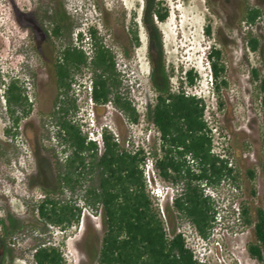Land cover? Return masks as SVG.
Instances as JSON below:
<instances>
[{"label": "rangeland", "instance_id": "rangeland-1", "mask_svg": "<svg viewBox=\"0 0 264 264\" xmlns=\"http://www.w3.org/2000/svg\"><path fill=\"white\" fill-rule=\"evenodd\" d=\"M246 5L261 10L256 22L243 20ZM156 8L167 13L163 21L154 15ZM59 11H65L68 23L74 25L72 38L78 32L85 34L88 27L96 28L113 53L121 92L141 115L139 123L133 124L110 104L98 113L89 100V72L84 70L77 75L72 95L79 108L77 118L86 124L91 139L99 142L102 127H107L126 148L142 147L149 155L159 142L157 131L145 118L147 106L155 102L154 88L169 84L174 92L183 88L203 99L210 125L224 138L221 143L228 163L238 174L236 181L227 178L215 189L205 187L224 217L214 239L220 241L229 264H239L238 260L260 264L246 252L253 241L252 225L230 222L229 217L234 204L244 202L252 210L264 209V90L260 87L264 0H0V264H34L32 254L40 244L58 246L66 264H97L104 233L100 209L82 208L79 225L65 231L45 224L37 212L45 191L62 203L83 206L77 193L54 194V165L63 163L67 154L58 144L54 121L48 115L57 94L53 64L68 39L52 34L53 16ZM132 32H137V46ZM252 38L259 41L256 51L250 48ZM213 47L221 52L224 66L217 82L211 77L208 60ZM84 48L92 53L89 45ZM254 68L259 71L258 80L253 77ZM188 71L195 75L193 86L186 84ZM12 80L25 89L30 103L27 117L22 109L15 112L22 116L17 127L4 98ZM153 162L147 156L144 167L145 176H151V188L171 186L160 179ZM248 171L255 172L254 179ZM163 206L168 223L171 205ZM187 223L178 218L175 227ZM235 232L240 235L235 237ZM190 242L201 255L200 246ZM212 252L214 245H208L206 254Z\"/></svg>", "mask_w": 264, "mask_h": 264}, {"label": "trees", "instance_id": "trees-1", "mask_svg": "<svg viewBox=\"0 0 264 264\" xmlns=\"http://www.w3.org/2000/svg\"><path fill=\"white\" fill-rule=\"evenodd\" d=\"M154 15L163 21L167 13L156 8ZM260 15L259 8L246 5L242 18L254 23ZM68 19L65 11L53 16V36L68 37L53 64L57 94L48 114L54 121L58 144L67 153L63 163L54 165V194L77 193L83 206L62 203L45 191V197L37 203L40 219L65 231L79 225L82 208L100 209L104 233L97 264H200L181 234L176 233L175 221L185 218L200 237L207 239L216 227L219 212L211 196L205 194V186L215 189L225 179L236 181L238 176L228 166V160L212 153L203 99L187 95L183 88L174 92L169 84L155 87V102L147 106L145 118L159 135L158 147L149 155L142 147L129 150L107 127L101 129L100 147L89 137L86 124L77 118L79 108L72 95L77 75H82L84 70L89 72V99L98 113L100 108L110 104L133 124L139 123L141 115L121 92V75L113 53L104 45L96 28L88 27L85 34L78 32L72 38L74 25L68 23ZM210 33L207 27L206 34ZM132 39L134 46L139 45L137 32H132ZM86 44L90 46V55L85 51ZM249 44L252 51H256L259 41L252 38ZM220 55L215 47L208 52L215 82L224 73ZM252 74L254 79H259L258 69H252ZM185 79L188 86L194 85L192 71L185 72ZM260 81L264 90V78ZM4 98L12 124L17 127L22 116H15V112L22 109L25 117L30 113L26 91L17 80H12L5 88ZM9 132L5 130L6 134ZM147 156L153 157V168L160 179L180 190L167 209L168 223L161 217L148 188L144 170ZM248 175L250 179L255 178L254 171H248ZM262 175L264 177V165ZM240 210L243 223L253 227L248 255L264 264V210L261 207L252 210L244 202ZM32 260L34 264H66L60 248L53 245L36 246Z\"/></svg>", "mask_w": 264, "mask_h": 264}, {"label": "built area", "instance_id": "built-area-1", "mask_svg": "<svg viewBox=\"0 0 264 264\" xmlns=\"http://www.w3.org/2000/svg\"><path fill=\"white\" fill-rule=\"evenodd\" d=\"M246 23H248V22L246 21ZM211 77H212V74H211ZM185 92H186L187 95L196 96L195 94H190L188 91H185ZM261 105H262V103H261ZM210 119H211L210 113L208 111L206 112V109H205V121L207 122V125H208V128H209V136H210V138L212 140V153L218 155L222 159H226L227 160V156L225 154V150L223 149V146H222V143H221L222 139H224V138L220 136V132H218V130L216 128L211 127ZM99 137L100 138H99V142L98 143H99V146L101 147L102 146V142H101L100 134H99ZM217 139L220 141V144H219V141ZM92 140H95V139H92ZM187 158H188V160H190V156H188ZM191 162H192V160H191ZM152 166H153V164H152ZM228 166L232 167V165L230 163H228ZM146 179H147V183H148V188H149L150 194H151L152 198L154 199V202H155L156 206L159 209L161 217L163 218V220L166 223V218H165V212H164V206L163 205H164V203L167 202V203H169L172 206L173 203H174V200L178 196L180 190L178 188L172 186V185L171 186H166L165 188H160V189L156 188V189H154V188H151V184L152 183H151V176L149 174L146 175ZM205 187H207L206 189L210 188L208 186H205ZM206 189H205V194L207 196H209L206 193V191H207ZM232 207H233V210H231L232 214L229 217L230 218V222H233V223L236 222L239 225L244 224L243 220H242V217H241L240 205L239 204H234V205H232ZM223 219H224V217H222L220 215V213H218L217 217H216V227L212 230V233L210 234V236L207 239H204V238L200 237V235L198 234V232L195 230V228L192 226V224L190 222L187 223L186 227H178V228H176V233L177 234H181V236L183 237V239L185 241L186 247L193 252L194 258L200 264H229L227 262L228 260H227L226 256L222 254L223 247L221 246L220 241L214 239L215 236L218 234L217 225L221 221H223ZM165 226H166V230L168 232H170V230L168 228V224H166ZM234 235L236 237V236L240 235V233L235 232ZM168 236H169V238H172V236L170 234ZM190 240H192L195 244L200 246V248L202 249V254L201 255L197 254V252H196V247L197 246L191 244ZM208 245H214V252H212L210 256H208V254H206ZM246 252H247V248H246ZM238 263L241 264V261L238 260ZM233 264H235V263H233Z\"/></svg>", "mask_w": 264, "mask_h": 264}]
</instances>
